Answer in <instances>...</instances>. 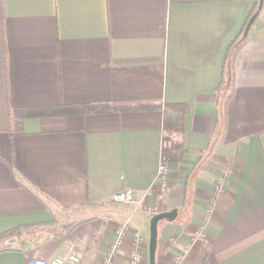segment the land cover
<instances>
[{"label":"crops","instance_id":"0c3cea01","mask_svg":"<svg viewBox=\"0 0 264 264\" xmlns=\"http://www.w3.org/2000/svg\"><path fill=\"white\" fill-rule=\"evenodd\" d=\"M167 103L192 110L161 192ZM61 104L110 110L11 132V108ZM171 210L156 264H264V0H0V264H107L124 224L111 264H148Z\"/></svg>","mask_w":264,"mask_h":264},{"label":"trees","instance_id":"16d2710c","mask_svg":"<svg viewBox=\"0 0 264 264\" xmlns=\"http://www.w3.org/2000/svg\"><path fill=\"white\" fill-rule=\"evenodd\" d=\"M260 4V0H259ZM260 9V6H259ZM257 12H253L245 22V26L242 29V33L246 30L247 26L255 17ZM236 40H234L230 47L234 46ZM230 49V48H229ZM222 85V84H221ZM221 86H219L220 89ZM110 107L106 104H72V105H54V106H40L34 108H11L10 121L11 132L13 134L21 132L22 120L25 116H43L50 114L72 115L80 114L86 115L91 113L107 112ZM192 108L186 103H167L163 111V126H162V151H161V163L170 164L173 162H179L183 158V155L188 151L184 144L185 135V119L191 112ZM22 113V116H21ZM11 169L15 176L20 180L18 173L14 170V167L10 164ZM20 227L13 228L7 232L0 234V240L8 239L15 235H19ZM6 250V248H4Z\"/></svg>","mask_w":264,"mask_h":264},{"label":"built area","instance_id":"2783aa9c","mask_svg":"<svg viewBox=\"0 0 264 264\" xmlns=\"http://www.w3.org/2000/svg\"><path fill=\"white\" fill-rule=\"evenodd\" d=\"M169 171V164L162 163L159 167V176L157 179V186L161 192L168 191V180L167 173ZM113 199L117 202H121L124 204H134L135 206H140L142 201L137 199L134 194V190L132 188H128L119 192H116L113 196ZM127 224H124L120 227L116 232V237L114 243L111 248L110 255L107 259V264H111V257L117 250V248L122 244L124 233L126 230ZM137 236L139 234L137 233ZM81 258L74 250H70L68 253L64 255H58L51 260L43 259V258H32L26 264H80ZM130 264H143V256L141 251L137 248L134 250Z\"/></svg>","mask_w":264,"mask_h":264},{"label":"water","instance_id":"95a60500","mask_svg":"<svg viewBox=\"0 0 264 264\" xmlns=\"http://www.w3.org/2000/svg\"><path fill=\"white\" fill-rule=\"evenodd\" d=\"M176 215H177V212L175 210H171V211L160 212L152 217L151 224H150L149 264H156L159 222L163 219L174 220L176 218Z\"/></svg>","mask_w":264,"mask_h":264},{"label":"rangeland","instance_id":"374dc122","mask_svg":"<svg viewBox=\"0 0 264 264\" xmlns=\"http://www.w3.org/2000/svg\"><path fill=\"white\" fill-rule=\"evenodd\" d=\"M128 205H134V204H128ZM135 206V205H134ZM148 264H149V261H148Z\"/></svg>","mask_w":264,"mask_h":264}]
</instances>
